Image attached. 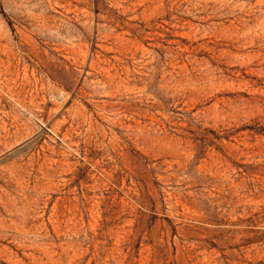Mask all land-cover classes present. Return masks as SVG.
I'll return each mask as SVG.
<instances>
[{
    "label": "rangeland",
    "instance_id": "obj_1",
    "mask_svg": "<svg viewBox=\"0 0 264 264\" xmlns=\"http://www.w3.org/2000/svg\"><path fill=\"white\" fill-rule=\"evenodd\" d=\"M0 264H264V0H0Z\"/></svg>",
    "mask_w": 264,
    "mask_h": 264
}]
</instances>
